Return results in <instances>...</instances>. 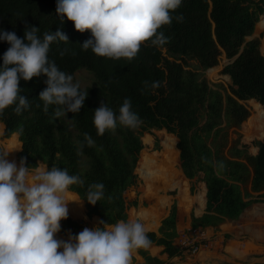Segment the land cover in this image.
Returning a JSON list of instances; mask_svg holds the SVG:
<instances>
[{
	"label": "trees",
	"instance_id": "obj_1",
	"mask_svg": "<svg viewBox=\"0 0 264 264\" xmlns=\"http://www.w3.org/2000/svg\"><path fill=\"white\" fill-rule=\"evenodd\" d=\"M56 3L57 0H0V30L15 32L23 39L28 27L38 28L41 38L44 32L60 28L68 36V43H52L49 59L72 76L77 70H86L92 75L89 85L80 86L81 91L88 92L80 112L60 118L53 117L55 106L50 105L45 113L39 100L40 92L47 87L46 76L20 80L21 95L29 100L30 107L19 115L14 105L0 113L2 137L15 144L16 152L20 146L16 153L19 163L24 158L26 166L32 169L42 163L49 169L57 166L66 169L69 175L82 177L83 186L72 185L68 193L74 192L77 202H83L88 217L98 216L107 225H114L122 220H135L132 215L138 205L134 188L136 167L139 176L153 189L158 190L159 183L165 182L166 172L159 170L151 177L152 173L140 166L147 161L156 163L151 156L143 152L137 164L143 148L142 134L153 128L165 129L176 139L167 136L170 144L163 142V145L170 150L176 141L179 165L189 180V192L194 193L201 173L206 186V193L203 187L193 197L198 212L204 204L205 208L200 216L191 214V229L216 228L225 220L237 219L250 204L264 202V138L254 142L258 150L251 154L240 144L239 132L250 115L245 101L254 99L257 110L258 106L264 107V55L258 38L246 39L253 34L264 13V0H182L172 16L182 14L183 22L174 18L170 25L159 29L169 38L168 42L159 47L150 42L142 44L131 61L112 60L95 55L91 49L82 50L81 45L92 38L91 32L76 31L66 17L61 25ZM9 46L0 41V65ZM240 49L235 60L221 70L230 78L228 86L210 83L200 71L188 68L187 61L195 60L198 69L206 70L217 65L221 56L231 59ZM145 81L149 85L159 81L160 86L145 87ZM125 98L131 100L140 125L135 129L118 125L115 132L106 130L103 136H98L93 124L94 111L103 101L118 114ZM256 118L259 119L258 115ZM84 133L91 135L95 145L85 146L83 154L77 155ZM258 134L262 138L264 131ZM143 141L151 143L148 136ZM95 182L104 184L105 195L96 205H91L86 200V192L88 185ZM184 185L174 174L167 186L177 188L178 195L189 197ZM142 197V205L151 203ZM158 204L166 201L160 199ZM139 217L148 219V212L141 211ZM175 220L174 202L169 214L161 220L158 233L147 231L152 244L162 246L167 258L179 253L173 243L177 236ZM60 223V233L69 231L70 235H76L83 228L82 221L69 215ZM137 251L143 264H170L152 256L148 250ZM220 264L245 263L236 259Z\"/></svg>",
	"mask_w": 264,
	"mask_h": 264
},
{
	"label": "clouds",
	"instance_id": "obj_2",
	"mask_svg": "<svg viewBox=\"0 0 264 264\" xmlns=\"http://www.w3.org/2000/svg\"><path fill=\"white\" fill-rule=\"evenodd\" d=\"M182 0H57L56 14L61 25L64 17L74 24L78 32L90 31L91 37L81 49L112 60L134 59L141 45L150 42L159 47L168 37L159 29L170 25L175 18L183 22L182 14L172 16ZM28 27L24 38L15 32L0 30V41L10 46L0 65V113L15 106L16 114L30 107L29 100L21 95L19 82L33 77H47V87L40 92L43 111L55 106L53 117L79 113L88 92L81 91L79 82L72 75L61 71L55 61L49 59L50 45L54 42L68 43V36L58 28L44 32ZM64 51H61V56ZM152 89L159 81L144 82ZM39 107V105H37ZM140 117L132 111L131 100L125 98L118 114L105 102L94 111L93 124L98 136L106 130L115 132L118 125L135 129ZM95 141L84 133V140L77 147V155L83 154L85 146L92 147ZM9 151H0V264H132L133 253L149 249V239L140 218L119 221L107 225L100 220L93 228L85 227L68 239H57L61 221L68 218L66 194L72 185L83 186L78 175H69L66 169L52 166H26L22 158L19 166L9 161ZM220 167H223L221 162ZM101 182L88 185L86 200L96 205L105 195ZM82 202V201H81Z\"/></svg>",
	"mask_w": 264,
	"mask_h": 264
},
{
	"label": "rangeland",
	"instance_id": "obj_3",
	"mask_svg": "<svg viewBox=\"0 0 264 264\" xmlns=\"http://www.w3.org/2000/svg\"><path fill=\"white\" fill-rule=\"evenodd\" d=\"M263 19L264 13L260 16L258 22L256 23L254 32L250 38L256 37L259 39V49L261 54L264 55V27L258 26L259 21ZM250 38L247 37L246 39ZM229 61L230 59H227L225 56H221V59L219 60V63L217 65L210 67L206 70L198 69L195 60H188L187 62L188 68L197 69L198 71H200L203 76L209 80L210 83H222L223 85L228 86L231 84L230 78L228 75L222 73L221 70L226 64L229 63ZM212 69L213 71H210ZM73 78L74 82H79L81 87H86L91 83L92 75L86 70H77L74 72ZM245 103L250 109V115L240 126V144L245 145L249 153L256 154L258 148L254 142L260 141L264 138V136L260 138L258 134L260 130L264 131V107L262 105V108L258 106L259 110H256L255 104L257 105V103H255L254 99H249L245 101ZM257 115L259 119H254V117H256ZM1 128L0 146L2 148V151H9L10 153L8 155V160L15 161L17 163V166H19V162L16 160V153L19 151L20 146L18 151L16 152L15 144L12 145L9 138L2 137L3 126H1ZM144 136L150 137L151 143L146 144L143 141ZM167 136H172L173 138H175L174 135L168 133L165 129L153 128L150 130V132H144L142 134L141 139L143 142V148L140 151L137 164L140 160L141 154L144 152L154 158L156 160V163L152 161H147L146 164L140 166L150 171L152 173L151 177L156 176L159 170L166 172L167 175L166 178H163L165 179V182L159 183L160 187L157 190L153 189L152 186H150L146 180L141 178L136 172L137 167L135 168V173L137 174V185L134 188L137 193L138 205L132 217H134V219L136 218V216L137 218H139L137 213H140L141 211H147L148 214H153L155 215V217L160 212V216L162 217L167 212V210H169L172 202H175L178 213V237H176L174 241L177 245L178 238L180 236L187 235L190 231H192L190 230V226L187 223L188 220H190L191 214L199 216L202 213V211H197V204H194L193 197H195L199 192L202 191L204 185L203 181L200 179L202 177L201 173L196 181L194 193L191 194L189 192V181L183 175L179 166V151L176 148V141L174 140V146L171 147L170 150L166 149L163 145V142L166 145L170 144V139ZM174 174L185 182L184 186L187 187L189 198L179 197L177 188L166 186L172 179V175ZM157 180L160 181L161 179L159 178ZM68 192L66 194V199L68 201H71L68 203V214L74 219L81 220L82 222H84L85 227L87 228H93L97 226L98 221L96 220V218H88L85 215V211L82 204L77 202V198L74 197V193ZM142 196H145L148 200L151 201V203L145 206L142 205ZM160 199H164L166 201V204L162 206L159 205L158 202ZM202 210H204V207ZM255 210L260 211L259 213L254 214ZM149 220L150 221L146 223L143 219H141V222L144 223L146 227V224L152 225L155 221L153 218ZM151 229L152 228H149L148 226L146 227V231ZM81 231L82 230H80L79 232ZM212 235L215 237V239L214 241L212 240V244H210V250H204L200 254L198 253L189 256L179 253L178 255L172 258H167L166 254H159V256L161 259L165 260L170 264H220V262L222 261H229L233 259H238L244 262L245 264L263 262L264 202H257L251 204L242 212V214L235 221L222 223L218 228L214 229L212 231ZM68 237V232L57 233L56 235L57 239L65 241L68 239ZM205 249L208 248L205 247ZM154 251H157V249ZM150 252H152V250ZM152 253L155 254V252ZM136 261L135 259H133L132 264H141Z\"/></svg>",
	"mask_w": 264,
	"mask_h": 264
},
{
	"label": "crops",
	"instance_id": "obj_4",
	"mask_svg": "<svg viewBox=\"0 0 264 264\" xmlns=\"http://www.w3.org/2000/svg\"><path fill=\"white\" fill-rule=\"evenodd\" d=\"M255 107H256V104H255ZM256 110H257V107L255 108ZM0 126H3V124L2 123H0ZM14 134H16V133H14ZM17 135V134H16ZM16 139H17V136H16ZM258 148V147H257ZM43 165L44 166V164H42V163H39L38 164V166L39 165ZM180 166V165H179ZM181 169V168H180ZM187 179V178H186ZM201 179V178H200ZM188 180V179H187ZM189 181V180H188ZM170 182V181H169ZM169 184V183H168ZM167 184V185H168ZM166 185V186H167ZM203 187L205 188V193H206V186H205V183H204V181H203ZM189 186H190V184H189ZM71 192V191H70ZM72 193V192H71ZM74 193V192H73ZM205 193H204V195H205ZM179 197H182V198H189V197H187V196H183V195H179ZM205 201H206V198H205ZM194 202V201H193ZM174 202H172V204H173ZM255 203H257V202H255ZM171 204V205H172ZM253 204V203H252ZM162 205H165V204H162ZM161 205V206H162ZM251 205V204H250ZM249 205V206H250ZM82 206H83V208H84V205H83V202H82ZM170 208H171V206H170ZM170 208H169V210H167V212L161 217V216H159V214L155 217V215H153V214H148L149 215V218L148 219H146V220H144L146 223H148V221H150L149 219H151V218H153L155 221L153 222V224L152 225H148V224H146V227L148 226L149 228H152L151 230H147V231H154V232H156V233H158V228H159V226L161 225V220L163 219V218H165L168 214H169V212H170ZM204 208H205V204H204ZM246 209V208H245ZM244 209V210H245ZM243 210V211H244ZM84 211H85V215H86V210H85V208H84ZM141 211V210H140ZM204 212V210H202V213ZM160 213V212H159ZM201 213V214H202ZM200 214V215H201ZM242 214V213H241ZM240 214V215H241ZM69 215V214H68ZM199 215V216H200ZM239 215V216H240ZM70 216V215H69ZM87 216V215H86ZM138 216H139V212H138ZM177 216H178V213H177V206H176V220H175V228H176V231H177V236L176 237H178V230H177ZM71 217V216H70ZM88 217V216H87ZM92 217H97L98 219H96L97 221H98V223H99V221H100V218L98 217V216H92ZM92 217H88V218H92ZM72 219H74L73 217H71ZM140 218V217H139ZM156 218V219H155ZM135 219H137V216H136V218ZM142 219V218H141ZM75 220H77V219H75ZM236 219H233V220H225L223 223H225V222H229V221H235ZM81 221V220H80ZM190 221H191V216H190V220H188V224H189V226H190ZM83 223V228H81V229H79L77 232H76V234H78V232L80 231V230H83L84 228H85V224H84V222H82ZM222 224V223H221ZM220 224V225H221ZM219 225V226H220ZM97 226H98V224H97ZM218 226V227H219ZM154 227V228H153ZM218 227H216V228H218ZM208 228V234H209V236H208V239L211 241V244H212V240L214 241V239H215V237L212 235V231L214 230V229H216L215 227H207ZM66 232H68L69 233V231H66ZM66 232H64V233H66ZM60 233V232H59ZM69 235H70V233H69ZM175 237V238H176ZM175 238L173 239V243L175 244ZM175 246L177 247V245L175 244ZM208 249H205V248H203L200 252H199V254L200 253H202L204 250H210V247H207ZM156 249H158L157 251H154V250H156ZM162 249H163V247L162 246H160V245H155V244H152L151 245V247L149 248V249H147L148 250V252L152 255V256H157V257H159L160 258V256H159V254H165V253H162ZM152 250V252H155V254L154 253H152V252H150ZM135 253H133V257H132V260L133 259H135V261L136 262H139V263H141V264H143L144 263V260H143V258L139 255V253H138V251L136 250V251H134ZM139 258V259H138ZM161 259V258H160ZM163 260V259H162ZM234 260H236V259H233V260H229V261H234ZM238 260V259H237ZM163 261H165V260H163ZM225 261H228V260H225ZM166 262V261H165ZM221 263V262H220ZM259 263H264V261L263 262H259ZM208 264H210V263H208ZM252 264H256L255 262L254 263H252Z\"/></svg>",
	"mask_w": 264,
	"mask_h": 264
},
{
	"label": "built area",
	"instance_id": "obj_5",
	"mask_svg": "<svg viewBox=\"0 0 264 264\" xmlns=\"http://www.w3.org/2000/svg\"><path fill=\"white\" fill-rule=\"evenodd\" d=\"M190 230L192 231L187 235L178 238L177 248L180 254L191 256L198 254L205 247H210L211 241L208 239L207 227L190 228Z\"/></svg>",
	"mask_w": 264,
	"mask_h": 264
},
{
	"label": "bare ground",
	"instance_id": "obj_6",
	"mask_svg": "<svg viewBox=\"0 0 264 264\" xmlns=\"http://www.w3.org/2000/svg\"><path fill=\"white\" fill-rule=\"evenodd\" d=\"M258 26H260V27H264V19L261 20V21H259ZM210 71H213V69L210 70ZM212 74H213V72H212ZM15 135H16V134H15ZM259 211H260V210H259ZM259 211H258V210H255L254 214L259 213ZM261 213H263V212H261ZM254 216H255V215H254Z\"/></svg>",
	"mask_w": 264,
	"mask_h": 264
},
{
	"label": "water",
	"instance_id": "obj_7",
	"mask_svg": "<svg viewBox=\"0 0 264 264\" xmlns=\"http://www.w3.org/2000/svg\"><path fill=\"white\" fill-rule=\"evenodd\" d=\"M251 36H248V38H250ZM251 39V38H250ZM248 40V39H247ZM241 52V49H240V51L236 54V55H234L231 59H230V61H229V63L230 62H233L234 60H235V58L239 55V53ZM262 140V139H261Z\"/></svg>",
	"mask_w": 264,
	"mask_h": 264
}]
</instances>
